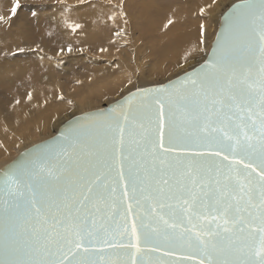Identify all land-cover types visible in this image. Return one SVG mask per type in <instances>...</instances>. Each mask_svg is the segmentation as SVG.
Instances as JSON below:
<instances>
[{
    "label": "snow or ice",
    "instance_id": "6c2138e0",
    "mask_svg": "<svg viewBox=\"0 0 264 264\" xmlns=\"http://www.w3.org/2000/svg\"><path fill=\"white\" fill-rule=\"evenodd\" d=\"M232 7L198 68L0 171V264H264V0Z\"/></svg>",
    "mask_w": 264,
    "mask_h": 264
},
{
    "label": "bare ground",
    "instance_id": "6f19581e",
    "mask_svg": "<svg viewBox=\"0 0 264 264\" xmlns=\"http://www.w3.org/2000/svg\"><path fill=\"white\" fill-rule=\"evenodd\" d=\"M72 1L69 4L70 18L67 20H62L57 13V10L62 8L61 3L54 4V12L49 15L51 20L59 26H56L55 31L51 33H49L50 31H42L43 37L51 34L44 39L53 38L57 43L61 41L72 44L76 42L102 44L104 41L114 40L130 42L136 48L131 49L129 45V47L120 51V54L126 57L120 60L119 63L121 66H128L130 63L132 72L121 76L119 83L116 85L102 80L99 85L93 86L86 95L78 99L68 98L65 101L58 102L49 100V98L57 95L56 92H51L46 96H38L32 93L31 103L28 104L24 101L15 105V116H10L6 110L0 111V143L3 147L0 149V169L17 157L21 151L41 141H36L25 148H19L18 154L14 155L12 160L6 162L7 157L1 161L3 156H8V149L11 147L5 140V135L18 134L25 128V126H20L18 118L32 119L37 116L36 123L27 127L24 135L18 138L21 142L38 134L42 129L48 128L52 124L60 121L64 123L80 112V110L76 111L77 107L92 103L98 98L112 95L116 90L131 88L129 90L131 91L136 88L164 83L183 73L184 69L188 70L197 65V60L201 63L212 45V43L209 44V36L215 38L218 27L215 31L212 30L213 26L216 27V24L212 22L218 18L222 2V0H216L215 3H213V0H92L83 3L78 0ZM209 5H211L210 8ZM87 6L92 8L87 12L80 11L81 8ZM202 7L207 9L203 16L200 15ZM169 19L173 20L174 23L165 28L164 25L167 24ZM220 19L221 17L218 21ZM201 23L205 25L206 44L204 45L199 44V25ZM63 24L66 29L57 30ZM76 25H80V27L76 28ZM71 29L75 30L70 32ZM117 33H120V35H117ZM12 35V33L8 34L7 32L6 35L1 37V42L5 43V46L8 45V48L12 47V45H9V41L15 39L10 37ZM16 35V38L20 37L22 39L20 42L23 45L27 44L25 48L31 47L25 39V37H28L26 28L25 30H17ZM16 43H14V50L18 48ZM75 48L76 46L68 47L70 51L75 50ZM199 49H203V51H199ZM62 53H65V51ZM194 56L199 58L193 59ZM32 57L34 58L25 61L26 65L24 66H20L18 61H12L8 57H5L2 60L3 62L0 61V85L6 88L7 83L20 81V77H23L25 83L20 82L24 85L29 83L38 84V81L50 80L51 77L42 74L46 66L49 67L47 60L36 55ZM185 57H187V60ZM181 65L183 68L180 67ZM89 78L90 76L87 74L76 78V85L88 84ZM129 81L132 83H129ZM75 87L72 92L75 91ZM129 91L127 89L121 96ZM109 103L100 107H104ZM100 107L94 106L87 110L90 111ZM48 108L50 109L49 112L44 115L45 110ZM84 111L86 112V110ZM14 128H17L18 131L13 132Z\"/></svg>",
    "mask_w": 264,
    "mask_h": 264
},
{
    "label": "rangeland",
    "instance_id": "374dc122",
    "mask_svg": "<svg viewBox=\"0 0 264 264\" xmlns=\"http://www.w3.org/2000/svg\"><path fill=\"white\" fill-rule=\"evenodd\" d=\"M71 1L72 0H20L22 7L21 9H18V15L10 17L12 0H0V15L10 17L7 24L0 23V61L3 62L2 60L5 59V57H8L12 61H18L20 66H24L26 65L25 61L27 59L34 58L32 56L36 55L39 58L47 60L49 67L46 66V69L42 71V74L44 76L51 77L50 80L45 82L38 81V84L29 83L24 85L21 82L25 83V81L23 80V77H20L21 82L17 80L7 83L6 88L0 85V111L6 110L10 116H15L16 101L19 100L20 102L25 101L28 104L31 103L30 99H28L29 93H35L38 96H46L51 92H56L57 95H54L53 98H49V100L58 102L65 101L68 98L78 99L86 95L93 86L99 85L102 80H106L108 83L116 85L119 83L121 76L131 74L132 68L130 63L128 66H121L119 63L120 60H123L126 57L122 56L120 51L129 47V45L131 49L136 48L135 45L130 42L114 40L110 42L104 41L102 44H85L78 42L72 44L70 42L63 43L61 41H58L57 43V41L53 38L44 39L49 37L51 34L43 37L42 31H50L49 33H51L55 31L56 26H59L51 20L49 15L54 12V4L61 3L62 8L58 9L57 13L62 20H67L70 18L69 4L73 2ZM78 1L83 3L85 1L92 0ZM235 1L238 0H222L220 4L219 16L212 22L213 24H216V27L213 26L211 28L212 30H216L220 24V21H218L219 18ZM91 8L92 7L89 6L83 7L80 11L87 12ZM33 13H35V15H33ZM25 28L28 34V37H25V39H27V42L31 45L29 48H25L27 44L23 45L20 42L22 40L20 37L16 38L17 30H25ZM61 29H66V26L63 24L57 30ZM134 31L137 32L138 30ZM7 32L8 34H13L10 36L11 38H15L14 41H9V45H12V47H9L10 49L8 48V45L5 46V43L1 42V37L6 35ZM70 32H73V29H71ZM213 38L214 37L211 38V36H209L210 45ZM189 39L191 40V37ZM15 42H17L16 45L18 44V48L16 50L13 48ZM70 46H76L75 50L70 51L68 49ZM19 49H23V51H19ZM64 51L65 53H62ZM197 58L199 57L196 56V59ZM86 74L90 76L88 84L77 86L76 78L82 77ZM74 86H76L75 91L72 92ZM127 89L129 91L131 88H126L120 91L116 90L112 95L105 98H98L92 103L77 107L76 111L80 110L77 114L85 112L84 110L88 111L87 109L94 106L100 107L114 101L122 97L121 95ZM61 95L64 97L63 100L59 99ZM49 110V108L46 109L44 115H47ZM36 120L37 116H34L32 119L18 118L20 126H25V128L18 132V134L5 135V140H7L11 147L8 149V156H3L1 161L8 157V160L6 161L8 162L12 160L14 155L18 154L19 148H25L36 141H42L43 139L52 136L63 123V121H60L59 123L52 124L48 128L42 129L38 134L32 136L31 138L19 142L18 138L24 135L26 128L34 125ZM16 131H18V129L14 128L13 132ZM2 148L3 147L0 143V149Z\"/></svg>",
    "mask_w": 264,
    "mask_h": 264
},
{
    "label": "water",
    "instance_id": "95a60500",
    "mask_svg": "<svg viewBox=\"0 0 264 264\" xmlns=\"http://www.w3.org/2000/svg\"><path fill=\"white\" fill-rule=\"evenodd\" d=\"M240 2H241V0L235 1L222 14L221 19H220V24H219L218 29H217L216 34H215V38H214V40L212 42V45H211V47L209 49V52L207 53L205 58H207L211 54L213 48L215 47V41H216V38H217V34L220 33L221 30L224 28L226 18L233 12V7L232 6L236 5V4H239ZM198 67H199V64H197L194 67L188 69L187 71L190 72V71H192L193 68H198ZM183 75H184V72L180 73L179 75H177V76H175V77H173V78H171L169 80H167L164 83L149 85V86L142 87L140 89H147V88H152V87L159 86L161 84H168L170 81L174 82L177 78H183ZM136 89L131 90V92H135ZM128 95H129V92L125 93L122 97L114 100L113 102L109 103L108 105H106L104 107L96 108V109H93V110H90V111H86V112H82V113H79V114H77L75 116H72L70 119H68L67 121H65L64 123H62L60 125V127L58 128L57 132L54 135H52L51 137H49V138H47L45 140H42V141H40L38 143H35V144L31 145L27 149H24L23 151H21L19 153V155H17V157H15L12 161H10L4 167H2L0 169V171H2L4 169H7V168H11L15 164H17L19 162H22L23 160L28 158L30 155L34 154L38 148H41L42 146H44L46 144H51L53 138L62 137V135L64 133H66L70 128L77 126V121H79L80 123H88L89 121L86 118H91V120H102L103 117L98 115L99 113H107V112H109L112 108H114L116 106V104L118 102L119 103H123L125 98Z\"/></svg>",
    "mask_w": 264,
    "mask_h": 264
}]
</instances>
